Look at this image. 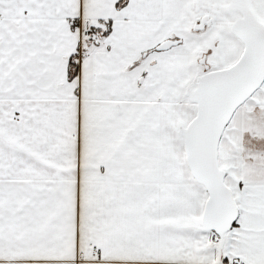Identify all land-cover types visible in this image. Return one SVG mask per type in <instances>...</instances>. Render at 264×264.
Returning <instances> with one entry per match:
<instances>
[{
	"label": "snow or ice",
	"instance_id": "snow-or-ice-1",
	"mask_svg": "<svg viewBox=\"0 0 264 264\" xmlns=\"http://www.w3.org/2000/svg\"><path fill=\"white\" fill-rule=\"evenodd\" d=\"M0 264H264V0H0Z\"/></svg>",
	"mask_w": 264,
	"mask_h": 264
}]
</instances>
